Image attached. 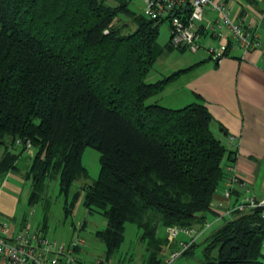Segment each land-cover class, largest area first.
I'll return each instance as SVG.
<instances>
[{"label":"trees","instance_id":"16d2710c","mask_svg":"<svg viewBox=\"0 0 264 264\" xmlns=\"http://www.w3.org/2000/svg\"><path fill=\"white\" fill-rule=\"evenodd\" d=\"M128 1L0 0V142L11 136L35 149L25 173L31 204L58 178L66 214L82 191L86 209L106 217L96 234L107 259L121 245L125 223L134 222L147 242L146 264H158L168 242L159 224L204 225L227 176L224 160L236 152L214 133L205 102L147 101L184 69L147 79L163 50L162 21L134 12ZM121 13L134 29L115 23ZM87 145L100 151L99 175L69 198L86 174ZM18 154L7 147L0 171L13 168ZM263 210H234L205 238L202 264H264Z\"/></svg>","mask_w":264,"mask_h":264},{"label":"crops","instance_id":"0c3cea01","mask_svg":"<svg viewBox=\"0 0 264 264\" xmlns=\"http://www.w3.org/2000/svg\"><path fill=\"white\" fill-rule=\"evenodd\" d=\"M227 2L237 19L251 21L256 25L260 44L245 54L242 49H233L220 60L213 58L204 46L200 47L197 52L204 49L200 55L187 58L185 65L172 69V72L184 70L155 99L162 103L168 89H172L174 93L169 95L167 103L163 102L164 105L180 107L193 101L205 102L213 116L214 133L228 149L236 152L235 160L225 158L224 167L232 164L238 176L246 182V188L234 183L231 193L227 194L230 185L228 175L226 176L213 195L211 209L206 212L209 227L215 224L218 227L232 217L233 207L243 196L254 195L258 199L264 197V0ZM155 71L149 74V80L166 75L162 70ZM7 147L19 154L13 168L0 171V216L6 218L16 232L29 226L25 216H22L19 223L16 222L20 218L18 212L23 203L27 181L30 182L27 201L34 205L29 202L31 181L25 173L32 162L35 149L31 145L24 148L19 141L6 136L5 141L0 142V160ZM194 226L196 229L200 227L199 224ZM208 228L201 234L197 233L194 242L197 243ZM188 236L191 239L193 235ZM171 248L172 244L167 243L162 256L168 254ZM193 254L194 249L185 254L186 259L180 258L175 264H196ZM101 256L106 258L105 255ZM107 260L113 262L111 257ZM202 260L203 254L197 264H202ZM0 264L7 263L0 261Z\"/></svg>","mask_w":264,"mask_h":264},{"label":"built area","instance_id":"2783aa9c","mask_svg":"<svg viewBox=\"0 0 264 264\" xmlns=\"http://www.w3.org/2000/svg\"><path fill=\"white\" fill-rule=\"evenodd\" d=\"M145 14L156 20L168 19L170 25L169 44L174 48L197 51L204 46L210 55L220 60L233 49H242L244 54L260 44L256 25L251 21L237 19L227 0H145ZM218 40L216 44L202 43L204 37ZM30 145V143H28ZM230 194L234 183L246 188L235 167H225ZM263 206L264 197L245 195L233 207L244 210L248 207ZM264 216V210L262 211ZM208 222L196 229L195 226H167L168 244H172L179 229L193 235L190 240H182L180 246L172 247L162 256L158 264H175L176 259L190 247L195 235L204 232ZM80 241L60 242L52 239L41 227H24L16 232L11 223L0 216V261L7 264H116L98 256L90 263L78 256L76 247ZM264 246V240H263ZM118 264V263H117Z\"/></svg>","mask_w":264,"mask_h":264},{"label":"rangeland","instance_id":"374dc122","mask_svg":"<svg viewBox=\"0 0 264 264\" xmlns=\"http://www.w3.org/2000/svg\"><path fill=\"white\" fill-rule=\"evenodd\" d=\"M128 6L134 12L145 13L146 2L145 0H129ZM115 23L117 25L124 26L126 28L123 30L124 32L129 31L127 29L128 27L134 29L135 26L131 16L127 13L119 14L115 18ZM169 38L170 25L168 19H165L160 24V32L158 36V42L163 47V50L149 74L155 73V70H162L167 75L173 71L172 69H177L180 66L185 65V63H187V58L200 55L204 51L203 48H201L198 52H194L189 49L181 50L180 48H172L167 44ZM202 43L215 44L216 40L206 36L202 40ZM149 76L150 75L147 76V79H149ZM171 93H174V91L172 89H168V94L165 95L163 101L164 103H167V99ZM158 96L159 92L149 97L147 101H154ZM82 162L87 169L86 174L82 175L74 182L70 190L69 198H71L73 192L81 184L92 183L97 179L101 168L100 151L94 146L87 145L82 153ZM29 191L30 182L27 181L25 191L23 193V203L21 204L20 211L18 212L20 218H18V220L16 219V222L18 221L19 223V221L23 219L22 216H25L30 227L38 228L43 225V222L46 219V234L52 239H57L60 242L80 241V246L76 252L78 256L82 258L84 263H90L94 258L106 255L105 243L96 234V231L106 226L107 219L101 212L88 211L86 209L83 202L84 192H80L72 212L70 214H66L64 209L65 196L59 191L58 178H50L47 180V184L43 191L44 198L39 200L34 205H30L27 201ZM47 199H49V206L45 209L44 202ZM216 226L217 224L212 225L211 227L208 226L209 228L206 227L208 229L205 234L197 240V244L194 246L193 254V260L196 264L202 258V249L205 243V238ZM158 233L161 235H167L165 226L159 224ZM141 235L142 230L136 223L126 222L124 228V239L119 248L111 256L113 262L122 264H146L148 256L147 242ZM188 235L189 234L186 233V231L179 229L178 234L172 242V247L180 246V242L182 240H189L190 236ZM180 258L186 259V255L182 254L175 262H177Z\"/></svg>","mask_w":264,"mask_h":264}]
</instances>
